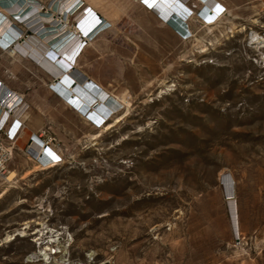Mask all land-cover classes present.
Wrapping results in <instances>:
<instances>
[{"label": "rangeland", "instance_id": "obj_1", "mask_svg": "<svg viewBox=\"0 0 264 264\" xmlns=\"http://www.w3.org/2000/svg\"><path fill=\"white\" fill-rule=\"evenodd\" d=\"M86 1L112 27L78 68L131 99L90 130L49 90L50 75L31 60L10 65L11 47L0 49V80L28 106L20 123L55 139L59 157L35 170L17 137L6 175L16 177L0 180V264H42L35 256L47 245L38 238L56 240L48 247L63 264H185L206 252V243L187 246L194 215L224 244L214 254L220 264H256L264 258V43L250 36L264 37L262 5L220 0L225 18L209 28L193 6L192 36L181 38L138 0ZM224 176L234 182L240 239L229 229Z\"/></svg>", "mask_w": 264, "mask_h": 264}, {"label": "bare ground", "instance_id": "obj_2", "mask_svg": "<svg viewBox=\"0 0 264 264\" xmlns=\"http://www.w3.org/2000/svg\"><path fill=\"white\" fill-rule=\"evenodd\" d=\"M99 1L107 2L106 5L112 0ZM138 1L171 33L182 38L192 36L190 24L194 18H187L189 10L180 5L177 0H148L147 3L145 0ZM201 1L203 4L197 0H188L187 3L196 2L200 5L199 11L202 12L203 21L207 23L208 28L215 27L223 21L227 11L224 3L219 0ZM256 2L260 3L264 9V0H256ZM72 18L76 21L78 29H70L69 24ZM110 27H112L111 21L100 16L86 0H0V49L6 51L8 46L11 47L6 51L8 63L13 66L15 62L21 63L24 59L31 60L44 73L50 75L54 80L50 84L49 90L65 107L76 111L75 114L78 115L81 124L90 130L95 126L105 128L108 122L116 117L131 99L127 92H124L122 100L111 96L100 82L89 78L78 68L79 60L88 47L107 33ZM24 31L27 33V37H24ZM82 36L85 37L84 43L81 42ZM250 40L251 44L264 43V37H260L256 33L251 34ZM9 72L15 76L17 71L12 68ZM27 84L29 85V82ZM7 90L11 91L0 80V100ZM22 110L23 107L18 113L20 114ZM24 130V127L21 128L18 138L21 137L23 143L28 145L27 154L34 157L39 155L40 165L35 166V170L45 171L53 168L55 164L46 165L51 163V159H55L56 155L41 150V143L36 136L30 143V136ZM43 166L46 167L42 168ZM221 175L222 173L219 174V177ZM15 177V172L10 171L5 177V181L10 183ZM222 187L225 196L228 198L235 196L234 182L231 176L222 178ZM5 193L6 191L3 194ZM228 211L230 232L240 239L241 228L236 202L232 201L228 204ZM187 234L189 249H194L202 243H206L207 246L201 250L206 249V252L199 250L201 254L192 259L188 258L185 264H202L204 259L209 257L206 264H220L224 260L222 258L219 262V255H214L217 246L224 244L217 239L213 230L204 223L200 216L194 215L188 219ZM20 235L24 236V233H20ZM9 237L11 238V236L7 238ZM50 238L53 236L51 235ZM43 240L37 239L40 241L38 245H47L40 248L38 255L35 256L37 261L42 264H63L64 261H58L54 257L61 251L48 247L56 240L50 239L46 243H43ZM210 240L212 244L208 246ZM166 241L172 243L173 240L169 236ZM214 256L216 257L214 258ZM255 263L264 264V258L258 255Z\"/></svg>", "mask_w": 264, "mask_h": 264}, {"label": "built area", "instance_id": "obj_3", "mask_svg": "<svg viewBox=\"0 0 264 264\" xmlns=\"http://www.w3.org/2000/svg\"><path fill=\"white\" fill-rule=\"evenodd\" d=\"M203 20V18H201ZM104 26V25H103ZM103 26L100 29H103ZM189 38V37H187ZM3 101V102H2ZM23 107L22 112L19 114L18 111ZM28 109L27 104L23 99L13 91L7 90L2 99L0 100V180H4L7 175V168L13 160L15 153V142L18 137V133L23 127L20 123L21 118ZM17 125V126H16ZM8 127V128H7ZM7 128V129H6ZM36 136L41 143V150L53 154V148H55V139L51 138L48 133L42 132ZM30 138V143L33 139ZM28 148V147H27ZM40 150V151H41ZM28 152V150L26 151ZM39 154V153H38ZM30 158L38 161V157H34L28 154ZM55 156V154H53ZM59 157L56 155L55 159H51L50 164H54ZM226 197V202H235L234 197ZM238 240V239H237Z\"/></svg>", "mask_w": 264, "mask_h": 264}, {"label": "crops", "instance_id": "obj_4", "mask_svg": "<svg viewBox=\"0 0 264 264\" xmlns=\"http://www.w3.org/2000/svg\"><path fill=\"white\" fill-rule=\"evenodd\" d=\"M194 1V0H193ZM197 1H199V2H201L202 4H203V2L201 1V0H197ZM220 1V0H219ZM119 1H116V0H112L109 4L110 5H112V6H116V7H118V6H120V3H118ZM177 2L180 4V5H182L183 7H185V9L186 10H189V12L190 13H193L194 11H193V6H195V7H197L196 8V13L200 16V18H202V12L201 11H199V6L200 5H198V4H196V2H193V3H191L190 4V2L189 3H187L188 2V0L187 1H185V2H183V1H181V0H177ZM192 2V1H191ZM223 3V2H222ZM143 8L145 9V7L143 6ZM146 10V9H145ZM224 10V9H223ZM149 12V11H148ZM71 29V28H70ZM78 29V28H77ZM73 30V29H72ZM84 38L85 37H83L82 36V39H81V42H83L84 41ZM182 38V37H181ZM88 41V39H85V41ZM92 40V39H91ZM84 43V42H83ZM23 126V125H22ZM24 128H25V130H24V132H26L30 137H29V139L32 137V136H34V135H38V132L39 131H37L36 129H35V125H34V123L31 125V126H28L27 124L25 125V126H23ZM22 127V128H23ZM35 161V160H34Z\"/></svg>", "mask_w": 264, "mask_h": 264}, {"label": "snow or ice", "instance_id": "obj_5", "mask_svg": "<svg viewBox=\"0 0 264 264\" xmlns=\"http://www.w3.org/2000/svg\"><path fill=\"white\" fill-rule=\"evenodd\" d=\"M148 2V0H145V3H147Z\"/></svg>", "mask_w": 264, "mask_h": 264}]
</instances>
